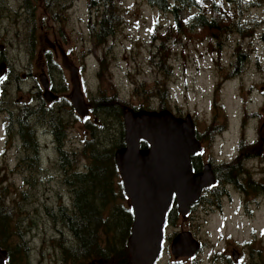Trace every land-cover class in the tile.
I'll list each match as a JSON object with an SVG mask.
<instances>
[{
	"label": "rangeland",
	"instance_id": "obj_1",
	"mask_svg": "<svg viewBox=\"0 0 264 264\" xmlns=\"http://www.w3.org/2000/svg\"><path fill=\"white\" fill-rule=\"evenodd\" d=\"M4 1L7 10L0 12V48L10 61V72L1 92L0 176L2 184L12 193L8 197L10 204L14 201L16 207L18 203L25 210L23 212L30 215L25 221L24 240L28 242L31 264H64L59 242L68 231L63 223L48 213L47 208L69 203L73 192L65 178L63 181L57 166L56 144L46 133L49 126L44 120L37 126L42 147L41 166L40 163L24 162L27 152L12 124L14 121L18 128L16 120L13 118L12 121L7 109L13 110L17 116L25 112L27 104L33 107L34 103L37 104L34 95L42 85V79L38 78L40 73L51 76L64 96L63 100L71 97L72 78L64 68L62 52L68 54L70 61L79 68L82 91L90 108V100L100 87L107 93L118 92L129 105L138 106L137 85L143 82L152 84L163 78L151 60L154 26L156 22L167 25L172 19L144 1L116 0L121 23L105 44L96 45L89 30V23L97 18V10L89 7L91 0H56L48 8L29 0ZM241 21V29H230L223 35L220 52L214 51L215 47L206 41L207 38L202 40V31L189 32L193 39L184 48L175 46L170 59L173 73L168 84L173 112L192 114L200 134H204L215 120L221 121L219 127L223 129L214 135L213 140L197 137L212 161L232 157L242 140L247 144L260 140L259 128L264 122V8L257 5L246 7ZM52 45L57 47L58 54L54 52L50 67L47 64L43 73L40 54ZM239 46L244 50L247 62L242 73L229 77ZM101 58L108 63V75L104 80L100 78ZM65 104L69 105L68 102ZM70 111L72 109L66 107L57 112L69 123ZM91 115L92 121L96 118L98 121V116ZM72 117L66 147L79 150L90 131L87 132L84 117L74 118L73 114ZM8 119L12 124L9 134L5 124ZM117 126L116 123L111 125L112 135L116 134ZM72 159L77 160V157ZM80 161V168H85L84 159L80 157ZM233 196L240 199L237 193ZM119 202L127 204L126 201ZM237 202L232 206L228 200L223 202V211L218 207H201L190 219L181 218L169 230H194L208 241L221 232H232L237 238L247 236L251 223L264 230V206H248L250 212L247 213ZM249 215L254 218L250 219Z\"/></svg>",
	"mask_w": 264,
	"mask_h": 264
},
{
	"label": "trees",
	"instance_id": "obj_2",
	"mask_svg": "<svg viewBox=\"0 0 264 264\" xmlns=\"http://www.w3.org/2000/svg\"><path fill=\"white\" fill-rule=\"evenodd\" d=\"M29 1L42 3L43 7L48 8L54 5L56 0ZM141 1L170 15L172 19L167 25L156 22L151 35V45L153 46L151 60L163 78L155 80L152 84L143 82L137 85L135 95L140 100L138 106L129 105L128 102L120 98L118 92L107 93L102 87L97 94L92 96L90 110L93 115L98 116V121L93 120L91 123L86 121L88 124L86 128L90 129V135L85 139V144L81 149L71 155L66 152L63 154L62 167L68 172L66 179L72 188V198L69 203H59L55 208H47L48 213L61 224L63 223L68 231L67 236L64 234L65 237H62L59 242V249L62 253L61 260L64 264H87L95 259H105L107 264L129 263L128 238L133 223V211L124 192L121 175L115 161L116 150L125 146L124 109L172 110L173 103L168 81L173 73L170 59L175 46L186 47L188 42L193 39V35H190L189 32L202 31V40L207 38L206 41L215 47L214 51L220 52L223 35L230 29H241L243 10L253 5L264 8V0ZM0 6H6V2L0 0ZM89 7L97 10V18L89 23L90 33L96 45H103L115 34L121 23L118 4L116 0H91ZM238 52L234 69L229 77L242 73L247 62L242 47H238ZM4 61H6L5 55L0 52V64ZM100 62L102 68L100 78L104 80L108 75V63L105 58H101ZM9 72L8 69L7 74ZM7 78L8 75L5 80ZM226 78H228L227 75ZM4 82L0 84V98ZM153 100L156 104H152ZM11 117L18 122L19 135L23 140L24 147L30 154L33 152L34 155H38L40 150L32 122L26 120L23 114L15 116L11 113ZM50 119L54 122L57 117L51 114ZM113 123L118 125L115 135L111 133ZM220 124V120H215L212 125L207 127L204 134L197 133V137L213 140L214 135L223 129H220ZM28 141H30L29 144ZM31 142H33L32 145ZM240 145L244 148L249 146L244 140L240 142ZM148 146L146 141H141V147ZM258 147L259 143L257 149L252 148V150L258 151ZM73 156L77 157V160H73ZM80 157L85 161V168H80ZM198 157L200 156L197 154L192 156L194 170L201 168L197 160ZM239 170L240 165H237L232 169L230 167L222 168L220 174L217 172L216 174L225 181L228 177H235ZM2 182L3 178L0 176V245L7 250L14 247L15 253L22 255L23 264H31L28 258V242L24 240L25 221L30 215L23 212L25 210L17 203L16 199V207L14 201H11L10 204L8 197H11L12 193ZM119 200L126 201L127 204L119 202ZM167 223L169 225L173 223L169 215ZM19 231H22L23 234L22 232L20 234ZM72 242L75 244L70 245ZM104 243L107 246L105 244L104 247ZM12 255L13 252L10 253V262L13 261Z\"/></svg>",
	"mask_w": 264,
	"mask_h": 264
},
{
	"label": "water",
	"instance_id": "obj_3",
	"mask_svg": "<svg viewBox=\"0 0 264 264\" xmlns=\"http://www.w3.org/2000/svg\"><path fill=\"white\" fill-rule=\"evenodd\" d=\"M63 65L70 70L72 104L82 116L90 114L89 104L81 89L79 68L69 63L62 52ZM6 73V63L0 65V80ZM44 78V77H43ZM43 80L48 88L47 77ZM49 101L57 99L47 92ZM125 146L115 152L125 194L130 200L133 223L128 238L129 264H154L164 237L166 216L175 197L179 211L187 215L197 203L205 187L217 182L211 163L195 172L192 156L204 152L196 135L192 114L177 116L169 109L145 110L125 108ZM146 141L148 147H141ZM200 246L191 231L180 233L172 244L177 255L193 254ZM7 251L0 247V264H6ZM87 264H105L95 259Z\"/></svg>",
	"mask_w": 264,
	"mask_h": 264
},
{
	"label": "flooded vegetation",
	"instance_id": "obj_4",
	"mask_svg": "<svg viewBox=\"0 0 264 264\" xmlns=\"http://www.w3.org/2000/svg\"><path fill=\"white\" fill-rule=\"evenodd\" d=\"M7 10L6 6H0V12ZM56 46L52 45V48L47 49L43 54H40V57L43 60L42 69L44 73V69L49 64L50 67V59L53 57L54 52L56 51L58 54V51L56 50ZM1 52V48H0ZM68 55V54H67ZM6 59V57H5ZM53 59V58H52ZM69 63H72L67 57ZM63 60V57H62ZM6 63V72H8L10 61L6 59V61L2 62L1 64ZM0 64V65H1ZM73 64V63H72ZM57 65V64H56ZM59 66V65H57ZM64 68L70 72L69 69H67L65 66ZM10 70V69H9ZM60 70V69H59ZM80 72V70H79ZM71 74V72H70ZM8 74H6L5 78L0 81L4 82ZM38 74V78L42 79V85L39 87L40 89H37V86L35 85V89H37V93L34 95L36 96L37 104H27L25 107V112L22 114L26 117V120L32 122L33 124V130L36 136V141L38 148L40 150L38 155H34L33 152L31 154L26 149L27 154L23 157V161L27 163H34L39 164L41 166L42 156H41V142H40V134L38 129V124H42L43 120L49 121L48 123L45 121V123L48 124L49 128L47 129L45 126V131L49 135H51L54 139V142L56 144V150L58 152V160H57V166L60 167L61 176L65 178V181L67 183L66 175L68 172L63 169L62 163L64 161L63 154L74 153L77 149H69L66 147V143L68 142V139L70 138L68 126L69 124L73 123V116L79 117V114L75 110L71 97L67 99V101L63 98L64 96L61 93V91L55 86L53 83V80L51 76L48 73ZM44 77V78H43ZM47 77V83L48 88L44 86V81ZM81 80V78H80ZM3 91V88H2ZM47 92H52L54 95L57 96V99L49 101L48 98L50 96H46ZM85 96V95H84ZM0 98V103H1ZM35 100V99H34ZM66 101V102H65ZM63 102V103H62ZM69 103L67 106L65 103ZM31 107V108H29ZM66 107L72 111L71 113V120L69 123L64 120L62 116H59V110H65ZM57 109V110H55ZM1 110V107H0ZM8 113H13V110L7 109ZM27 112V113H26ZM51 114L56 115L57 119L56 121H52ZM78 114V115H76ZM177 116L184 117V114H181L179 112H175ZM15 115V114H14ZM87 118V119H86ZM13 121V118H11ZM10 119V120H11ZM194 119V117H193ZM8 119V123L6 124V130L7 134H9V131L12 129V124L14 125L15 129L18 131L19 134V127L16 128L14 121L11 124V121ZM91 120L92 122V115L91 112L89 116L84 117L83 121H87L88 123ZM52 121V122H50ZM97 121V118L95 119ZM195 122V119H194ZM35 123V124H34ZM50 123V124H49ZM16 124L18 126V122L16 121ZM46 124V125H47ZM263 124L259 128V135L260 140L254 141L249 143V146H246L244 148L240 145V142L237 146L236 153L230 157L225 158L223 160L219 161H212L210 157L207 155V150L205 149V152H199L196 153L198 156L197 160L199 161L201 168L194 170L195 172H201L204 169L205 164L211 163L213 166V171L216 176L217 182L214 185L205 187L202 191V195L200 200L193 204L191 207L190 212L187 215H182L179 211V206L176 198L174 197L172 200V204L168 210L167 216H166V224L164 228V237L162 241V247L160 254L158 258L156 259L154 264H264V230L262 228H258L254 226L251 223V228L248 231L247 236L237 238L233 235L232 232H221L217 237H215L213 240L210 239L209 241L205 238L201 237L200 233L195 232L194 230L190 229H183L182 231H174L170 232V227L177 225V222L183 218V219H190L191 216L197 213V211L201 207H218L221 211H223V202L227 201L231 203V206L235 201H239L236 204L240 206L242 209L244 208L247 213L250 212L248 206L256 205L258 207L264 206V138H263ZM88 125V124H87ZM196 125V122H195ZM87 129V128H86ZM90 129H87V132H89ZM197 133L198 132L196 128ZM20 136V135H19ZM21 137V136H20ZM22 139V138H21ZM28 144L30 141L27 142ZM259 143V150L254 152L253 149H257V145ZM23 144V140H22ZM33 142H31V145ZM202 146L205 148V146L202 144ZM65 153V154H66ZM195 154V155H196ZM41 157V161L39 158ZM70 160V156H69ZM66 161V159H65ZM237 165H240L239 172L235 175V177H228L223 181L219 176L216 174H220V170L222 168L230 167L235 168ZM42 168V167H41ZM253 170V171H252ZM65 183V184H66ZM68 184V183H67ZM238 194V198H235L233 194ZM169 218L173 220L172 224L167 223V219ZM250 219L254 218L253 216L249 215ZM185 231H191L192 236L194 239L199 241L200 246L193 254H185V255H177L172 250V244L180 233H183ZM104 243V247H105ZM107 246V244H106ZM2 249H5L7 251V257H6V264H23V257L20 255V253H15L16 249L14 247H10L11 250H7L5 247L1 246ZM11 251V252H9ZM21 251L23 252V248L21 247ZM13 252V261L10 262V253ZM99 260V259H97ZM103 260V259H102ZM93 261V260H92ZM91 261V262H92ZM105 264H107V260H103ZM90 263V262H89ZM129 264V263H128Z\"/></svg>",
	"mask_w": 264,
	"mask_h": 264
}]
</instances>
